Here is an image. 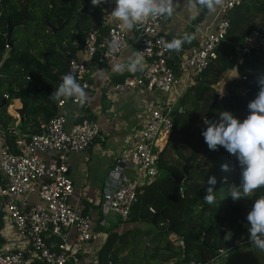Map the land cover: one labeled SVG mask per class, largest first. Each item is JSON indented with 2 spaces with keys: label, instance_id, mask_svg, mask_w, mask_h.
<instances>
[{
  "label": "trees",
  "instance_id": "trees-1",
  "mask_svg": "<svg viewBox=\"0 0 264 264\" xmlns=\"http://www.w3.org/2000/svg\"><path fill=\"white\" fill-rule=\"evenodd\" d=\"M38 1L40 0H5L4 7H0V59L7 52L0 66V112L5 113L9 100L18 98L25 106L24 120L18 125L25 137L37 132L39 125L54 115L56 100L49 96L62 82V76L68 73V60L81 47L86 32L94 28L104 30L100 24V13L92 6L91 0H46V8L39 15L42 26L35 27L32 36L40 40L49 33L50 39H45L47 45L44 53L33 54L29 49L32 46L29 41L24 45L20 41L16 45L13 43V33L18 28L26 32L27 25L31 22L37 26L38 17L34 15L33 9L35 10V3ZM243 1L226 14L229 27L225 38L216 48V59L194 78L195 83L186 88L176 107L170 111L171 128L166 145L156 160V176L141 185L136 203L125 219L128 223L148 225L149 228L143 233L145 236L155 229V232L152 231L154 234L149 254L145 253L149 259L157 257V246L169 233H174L183 243L180 250L173 251V254L180 257V264L190 261L206 262L218 250L225 251L233 246L234 240L239 236L249 239L247 215L255 200L264 195V188L256 190L250 197L233 202L228 188L241 182L238 160L223 147L218 146L217 151L209 150L202 135L207 128L206 124H202V119L218 121L219 114L223 111H229L235 118L243 121L250 114L247 107L249 102L259 92L257 80L264 76V44L244 55L239 62L235 61V56L232 57L234 46L251 29L260 31L264 37V23H253L249 15L243 13V7L247 9ZM250 1L251 6L256 3L262 6L259 9L264 10V0ZM71 21H75V26H80H74L66 33L63 31L66 27L56 32L51 29ZM7 25L11 27L8 39L5 38ZM66 37L67 42H64ZM72 40L77 41L78 45H72ZM229 61L234 63L233 69L238 78L224 84V97L218 98L209 117H206L213 94L219 92L216 85L227 72ZM172 70L178 75V70L173 67ZM246 72L249 77L241 78ZM26 76L28 80L25 79ZM2 100L4 103L1 105ZM6 119L9 120V117ZM0 127L5 136L4 143L11 147L15 133L6 129L5 120H0ZM187 157H190V163L186 167L188 174L179 182L171 174H182L183 161ZM224 164L229 166V171H222L221 166ZM194 165H199L198 170H194ZM212 176L217 180L214 187L216 199L214 204L209 205L203 198L210 187L207 179ZM169 223L170 231L167 230ZM208 227L202 236V231ZM136 230L107 234L96 253V263L130 264L128 258L140 256L138 247L141 234ZM228 232L232 233L230 240L225 239ZM128 235L133 238L131 244L126 237ZM133 248L137 252L130 257L129 253L134 251Z\"/></svg>",
  "mask_w": 264,
  "mask_h": 264
},
{
  "label": "built area",
  "instance_id": "built-area-1",
  "mask_svg": "<svg viewBox=\"0 0 264 264\" xmlns=\"http://www.w3.org/2000/svg\"><path fill=\"white\" fill-rule=\"evenodd\" d=\"M113 3L114 0H108L97 6L104 30L94 28L87 31L78 52L68 60V73L75 76L86 94L93 90L88 71L104 62H109L111 66L126 49L129 34L137 44V51L143 53L144 70L129 72L119 81L108 84L107 93L113 97L131 90L169 94L176 84L187 87L195 83L194 78L216 59V48L229 27L226 14L239 6L242 0H223L216 12L213 32H207L202 26L195 27L196 43L188 48L183 57H179L178 75L168 63L169 50L164 46L168 40L159 31L164 15L151 17L128 30L103 10ZM113 44L115 47H112ZM263 44L262 33L251 29L234 46L232 57L241 61L244 55ZM25 79L28 80V77ZM218 91V97L223 98L224 91ZM66 103L86 106L85 102L81 104L75 97L56 100L54 115L40 124L37 132L26 137L15 133L11 147L2 143L0 217L20 244L8 250L0 249V264H97L96 261L83 262L80 259L81 253H88V244L97 232L93 230L90 218L68 203L73 187L66 174V154L87 148L98 134V125L80 112L78 120L67 129L63 111ZM170 128L169 108L165 112L162 108H152L141 124L138 140L129 154L132 177L123 175L119 165L112 168L110 175L114 181L110 190L103 191V204L107 213L110 212L116 220L128 217L141 192V185L156 176V160L166 145ZM31 195H35L39 202H32ZM149 211L153 212L150 208ZM171 240L182 247L180 239L173 237ZM245 242L250 243L249 239ZM222 252L218 250L214 257L203 263L190 261L185 264H217L216 257Z\"/></svg>",
  "mask_w": 264,
  "mask_h": 264
},
{
  "label": "crops",
  "instance_id": "crops-1",
  "mask_svg": "<svg viewBox=\"0 0 264 264\" xmlns=\"http://www.w3.org/2000/svg\"><path fill=\"white\" fill-rule=\"evenodd\" d=\"M243 3L247 7V9L243 7V13H247L253 23H264V10L258 8L261 5L255 3L251 6L250 0H244ZM179 5L172 16L164 15L159 25V31L166 36L168 42H171L174 38L193 37L190 41H186L183 44L180 52L169 50L168 63L176 71L178 70L179 57H183L188 48L196 43L195 27L202 26L207 32H213L217 19L216 12L210 14L206 8L199 5L193 7L187 4L186 0H179ZM115 6V4H111L103 10L110 15ZM74 23L75 21H71L64 26H54L55 30L53 32L65 29L63 27L70 31L74 28ZM77 26L80 25H76L75 28ZM132 37L129 34L128 45L125 51L122 52L124 56L122 55L123 59L119 63L125 66V70L111 72L112 65H108L109 62L94 65L93 69L88 71L93 90L87 94L86 106L66 103L63 107L66 116L65 127L67 129L78 120L80 112H84L85 117L95 120L98 125V134L90 141L87 148L66 154V173L73 187L68 203L82 215L88 216L93 230L97 232V235L88 244V253L80 254V259L83 262L96 261V253L104 243L107 234L112 232L122 234L132 229H139L136 230V232L141 234L138 248L141 256L145 260L149 259L146 256L148 254L145 253L151 247L152 235L155 229H152L150 234L145 236L143 233L149 228L148 225L139 222L128 223L125 220H116L110 212L107 213L108 210L103 204V191L112 188L114 180L110 172L114 166L119 165L123 175L128 178L132 177V169L128 165L129 154L138 140V131L149 111L155 107L169 108L171 111L175 107L171 101L178 100L188 87L176 84L169 94L157 91L131 90L113 97L112 94L107 93L108 84L119 81L124 75L129 73V71H126L129 58L134 57L137 52V44ZM64 42H67V37ZM71 44L74 46L78 45L77 41L74 40L71 41ZM78 49L73 54L77 53ZM97 70L102 71L98 73ZM139 72L137 71L136 73ZM237 78L238 76L234 69L228 67L227 72L221 77L217 85L224 90V84L227 81ZM243 94L244 89L242 88L241 95ZM3 103L4 101L2 100ZM21 104L18 98H12L5 107V113L0 112V120L7 121L6 129L17 134L24 132L18 127L24 120L23 113L21 117L17 115V110L20 109ZM7 116L9 120L6 119ZM2 132L0 131V149L5 140ZM31 201L33 202L35 199L31 198ZM126 237L129 242L131 241V244L133 242L132 236L128 235ZM173 237H175V234L169 233L166 238L160 240L161 244L157 246L156 251L159 255L157 257L162 264H180V257L177 254H173V251L180 250L181 247L171 240ZM19 244L20 242L15 238L12 230L4 224V220L0 217V249L8 250L11 247H17ZM125 253H127V250ZM216 263L264 264V251L250 250L244 240L242 243L233 244V246L217 255ZM31 264L39 263L33 262Z\"/></svg>",
  "mask_w": 264,
  "mask_h": 264
},
{
  "label": "clouds",
  "instance_id": "clouds-1",
  "mask_svg": "<svg viewBox=\"0 0 264 264\" xmlns=\"http://www.w3.org/2000/svg\"><path fill=\"white\" fill-rule=\"evenodd\" d=\"M107 2L108 0H91L92 6L96 7L98 11L97 6ZM114 2L113 4L116 6L110 16L121 22V25L128 30H132L137 23L154 16H172L180 6L179 0H114ZM186 3L193 7L199 5L206 8L211 14L217 12L223 4V0H186ZM192 38H174L171 42H166L164 46L167 50L180 52L183 44ZM112 47H115V44ZM235 61L239 62L236 57ZM144 67L143 53L137 51L134 57L129 58L126 70L136 73L143 71ZM124 70L125 66L120 64L113 67L115 72ZM101 71L97 70L98 73ZM61 79L62 82L49 98L60 100L61 98L75 97L83 104L87 94L75 76L69 72L64 74ZM257 83L259 92L256 98L249 102L247 107L250 114L243 121L235 118L229 111L221 112L218 121L203 118L207 128L202 132V135L209 150L217 151L219 147H223L229 154L236 157L241 168L240 184H232L228 188L229 196L233 202L250 197L256 190L264 188V76L259 77ZM221 168L225 172L230 170L227 164L222 165ZM224 179L227 182V178ZM216 183L217 180L214 176L207 179V184L210 187L207 188L203 200L209 205L215 203L214 187ZM247 221L250 225L248 229L249 242L254 248L264 251V195H260L255 200L247 215ZM231 237L232 233L228 232L225 239L230 240Z\"/></svg>",
  "mask_w": 264,
  "mask_h": 264
},
{
  "label": "rangeland",
  "instance_id": "rangeland-1",
  "mask_svg": "<svg viewBox=\"0 0 264 264\" xmlns=\"http://www.w3.org/2000/svg\"><path fill=\"white\" fill-rule=\"evenodd\" d=\"M44 2L46 3V0L38 1V3H35V10L33 9V11L35 12L34 15L36 16V18L38 17V19H36L37 26H35L34 22H31V23H29L27 25L28 28H27L26 32H23L22 30H20L18 28V29H15L14 33H13V39H14L13 43L16 45L17 43H19L18 41H20L22 43V45H24L25 43H27V41H29L32 44V46L29 49H30V51H32L33 54H37V53L42 54V53H44L45 51H43V50H44L45 46L47 45V40H45V39H50L49 33H46V35H44L42 37V39H40V40H36L32 36L33 30L35 29V27L41 28V26H42V23L40 22V19H39V15L43 12V9L46 8V5H45ZM63 31H64V33H66L67 29H65ZM122 55L124 56V54L121 53L117 57V59L114 61V63L112 64V67H111L112 71L111 72H114L113 71V67L116 64H119L120 61L123 59ZM233 68H234V66H233ZM126 69H127V67H126ZM229 70H231V69H229ZM220 89L221 88L217 85L216 86V90L218 91ZM171 102H173V106L175 105V107H176V105L178 103V100L171 101ZM175 107H173L171 110H173ZM31 198L35 199V201H33V202H39V200L35 197V195H31ZM136 252H137L136 249H134V251H130L129 256L130 257L134 256ZM138 252H140V251H138ZM146 253L149 254V251H147ZM128 259L130 261V264H162L158 257L150 258L148 260H145L143 257H141V255L140 256L137 255V257H134L132 259L128 258Z\"/></svg>",
  "mask_w": 264,
  "mask_h": 264
},
{
  "label": "water",
  "instance_id": "water-1",
  "mask_svg": "<svg viewBox=\"0 0 264 264\" xmlns=\"http://www.w3.org/2000/svg\"><path fill=\"white\" fill-rule=\"evenodd\" d=\"M4 3H5V0H0V7H1V8L4 7ZM51 29H52L53 31L55 30L54 27H51ZM10 33H11V27H10V25H7L6 32H5V38H6V39H8V38L10 37ZM6 54H7V52H5V53L2 55V57H1V59H0V66H1L2 62L4 61V59H5V57H6ZM68 58H69V57H68ZM232 66H233L232 61H229L228 67H229V68H232ZM240 77H241V78H246V77H249V74L246 72V73L242 74ZM217 100H218V93H214L213 96H212V101H211L210 105L208 106V112H207V114H206V117H209V112H210V110L214 107V105L216 104ZM1 104H2V102H1ZM24 108H25V106H24L23 104H21L20 109L17 110V115H18V117H21ZM165 111H166V108L164 109V112H165ZM189 161H190V157H187L186 159H184V161H183V167H182V174H181L180 176H176V175H174V174H171L172 177H173L174 179H176V180L179 181V182H182L183 178L188 174V171H187L186 167L189 165ZM198 166H199V165H194V169H195V170H198ZM66 174H67V173H66ZM208 229H209V227L206 228L204 231H202V233H201L202 236L206 233V231H207ZM167 230H168V231L171 230V223L168 224ZM244 240H245V238H244L243 236H240L238 239H235V240H234V244H237L238 242H241V243H242V242H244ZM247 246H248L249 249L252 250V251H260L259 249L254 248L253 245H252L251 243H247Z\"/></svg>",
  "mask_w": 264,
  "mask_h": 264
}]
</instances>
